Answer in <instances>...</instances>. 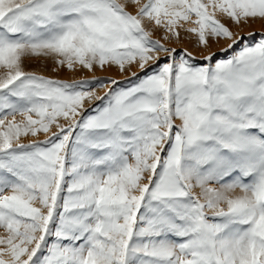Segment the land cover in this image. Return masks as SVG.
Returning a JSON list of instances; mask_svg holds the SVG:
<instances>
[{
  "label": "snow or ice",
  "instance_id": "1",
  "mask_svg": "<svg viewBox=\"0 0 264 264\" xmlns=\"http://www.w3.org/2000/svg\"><path fill=\"white\" fill-rule=\"evenodd\" d=\"M218 13L264 20V0H0V264H264V33ZM145 20L231 54L177 57Z\"/></svg>",
  "mask_w": 264,
  "mask_h": 264
},
{
  "label": "rangeland",
  "instance_id": "2",
  "mask_svg": "<svg viewBox=\"0 0 264 264\" xmlns=\"http://www.w3.org/2000/svg\"><path fill=\"white\" fill-rule=\"evenodd\" d=\"M121 2H124V0H121ZM147 0H141V4L146 3ZM206 2V0H205ZM137 7L135 5H129L128 10L131 11L133 14L136 13ZM217 17L221 20V22L225 23L226 26L230 28V30L233 31L234 34L244 36L245 39L248 42H255L258 41L261 38V33H264V20H256L254 22H251L249 24H241L237 26L234 24L230 19L227 17L221 16L219 13L217 14ZM195 19V17L193 18ZM145 27L153 32V39L160 40L162 44H164L168 48H175L177 50L176 55L179 57L183 52L191 53L192 56L195 58L194 62L197 64H205L207 63L204 59V57L208 54L215 53V59L219 58H226L231 53H225L222 50L228 46L230 43L229 40L225 38H213L209 37V46L205 47L203 45L199 44L198 37L191 33L185 31L187 28L195 27L194 24H185L184 28L180 30V37L179 39H176L175 37H172L170 34H166L163 29L157 28L154 26L152 22H149L145 20ZM249 33H255L253 36H249ZM165 35H168V39H165ZM240 45L236 46V49L238 50ZM167 53H160V63L166 62L167 59ZM25 71L28 72H35L40 75H44L46 77L62 80L65 82H77L82 80H88L98 82L101 80H110L114 79L120 82L118 85L119 87H124L128 85V82L130 80H133L131 73L137 72L139 75H143V73L140 72L139 68L136 66L131 67L129 70H126L125 72L121 73L119 69L116 66H106L104 69L95 68L93 71H89L87 69L81 68L77 65L75 71H70L66 67L64 68H56L54 63L51 60H43V59H37V58H31L25 60ZM55 69V70H54ZM151 71V68L148 69ZM2 71H0V75H2ZM98 95H104L107 91L106 88H95ZM95 104H99L100 101H95ZM94 105H87L89 109L93 107ZM22 119L21 117L17 116V120ZM55 130V129H53ZM47 137L41 133L38 137H27L22 138L23 142H29L31 139H38V140H44ZM3 233V230L0 229V234Z\"/></svg>",
  "mask_w": 264,
  "mask_h": 264
}]
</instances>
